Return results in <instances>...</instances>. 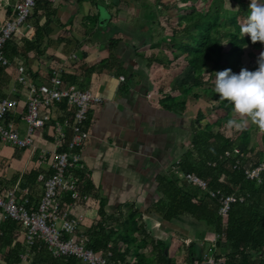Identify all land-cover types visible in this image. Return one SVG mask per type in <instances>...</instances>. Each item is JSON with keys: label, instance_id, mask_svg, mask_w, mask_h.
<instances>
[{"label": "crops", "instance_id": "crops-1", "mask_svg": "<svg viewBox=\"0 0 264 264\" xmlns=\"http://www.w3.org/2000/svg\"><path fill=\"white\" fill-rule=\"evenodd\" d=\"M18 1L0 0V32L15 16ZM98 1L101 0H57L51 4L49 18L40 21V25H44L48 20V26L38 30L36 26L26 24L13 36L5 52L12 65L5 67V72L0 74V100L15 97L21 103L19 110L26 109L29 90L17 82L18 67L24 66L32 81L40 84L48 80L52 69L64 66L68 87L91 90L104 99L90 109L88 127L91 137L80 151L85 178L81 199L74 206L72 216L80 232L89 238L92 228L103 218L108 220L107 227L124 230L130 214L139 211L142 213L141 223L149 234L146 245L139 249L136 240L125 261L117 259L129 264L137 253H145L149 257L146 253L148 247L158 255L153 242L167 241L175 253L187 251L189 264L198 260L190 258L191 244L202 250L204 260L214 234L204 230L206 236L201 234L192 238L194 235L189 229L194 227L192 223L189 227L185 222L190 217L182 216L170 223L161 216L157 219L153 211L162 198L159 177L175 170V165L189 149L194 119L199 111L205 115V119L199 122L202 128L209 123L207 117L213 115L212 111L203 108V97L193 102L190 94L186 95L185 107L172 101L184 99L181 88L189 80L190 67L180 72L175 69L174 61L169 68L158 63L157 60L161 59L163 62L173 60L172 51L168 56L170 47L166 42L150 41L151 32L155 34L153 27L137 26L136 4L130 5L127 0H103L105 5L100 6L108 9L110 19L101 24L99 7H95ZM97 16L99 23L94 25ZM42 34L45 36L39 37ZM35 47L44 53L29 49ZM72 55L75 56L73 59ZM103 61L107 62L106 67L90 73L91 68ZM67 77H77V83L83 87L73 86ZM56 106L59 107L58 110L53 109L56 119L64 121L71 118L72 108L65 103ZM20 154L21 159L18 158ZM36 168L35 162L29 161V152L0 142V177L10 178L12 171L23 175ZM177 173L182 180L180 175L185 172ZM88 181L90 185L87 186ZM39 189L41 192L37 199L29 189L35 204L42 196L40 183ZM5 219L0 212V229ZM179 239H189L190 244L179 250ZM134 251H138L136 255ZM109 252L112 253L111 259L117 260L114 253Z\"/></svg>", "mask_w": 264, "mask_h": 264}, {"label": "trees", "instance_id": "trees-1", "mask_svg": "<svg viewBox=\"0 0 264 264\" xmlns=\"http://www.w3.org/2000/svg\"><path fill=\"white\" fill-rule=\"evenodd\" d=\"M173 1L166 3L164 0H154L152 5L143 3L144 13L137 18L143 20L141 26L152 28L160 12H170L172 7L180 3L181 6L176 7L178 10L177 24L172 27V36L169 38L173 60L157 61L165 68H169L174 60L183 58L192 70L191 80L182 85L184 99H172V101L185 107L186 95L196 91L194 97L198 100L202 97L200 90L216 103L211 114H216L217 118L213 123H207L205 128L197 126L196 123L193 125V138L189 149L175 165V170L169 171L168 174L158 179L162 198L156 204L155 211L164 221L170 223L182 216H188L195 221L193 225H202L206 232L218 237L216 249L218 264H221L220 262L224 264H264V179L262 183H258L248 180L245 176L247 168H254L264 160V133L261 135V145L258 147L251 145V131L255 129V126L249 125L243 130L228 127L227 122L232 118V105L227 101H219V94L215 93L212 88L214 84H210L213 83L216 72L229 68L233 73H237L239 68L255 71L259 66L257 60L259 54L264 51V43L253 44L250 36L242 38L239 34L240 26L248 15L251 0H211L207 6L202 7L198 6L200 0ZM226 1L230 2L236 10L227 9ZM99 6L100 3L97 2L95 7ZM154 7L160 12L153 10ZM50 10L51 4L48 1H38L26 24L34 25L38 30L48 26L50 24L48 20L44 25H40V21L42 18H49ZM98 23L99 17L97 16L94 25ZM44 36L45 34H42L39 37ZM156 39V34L151 32L150 41H159ZM224 43L229 44V50L225 49ZM9 45L8 41L5 45V52ZM246 46L250 48L248 53L250 61L245 65L243 56ZM29 49L39 51V54L44 53L36 47ZM106 66L107 62L103 61L99 66L91 68L90 73ZM4 72L5 67L0 64V74ZM206 74H208L207 80ZM66 79L73 86L83 87L82 84L77 83V77ZM55 108L59 107L54 106L49 110L52 122L56 119L53 112ZM72 118L73 115L70 119ZM203 119L205 115L199 111L198 123ZM21 157L22 154L18 156L20 159ZM39 172L37 168L23 175L12 171L10 178L0 177V189L2 187L12 188L20 181L21 190L30 189L37 199L36 196L38 197L41 192L37 181ZM177 172L196 174L208 182L210 190L237 194L245 197V200L234 204L227 217H221L218 199L212 198L208 192L202 191L199 187L182 181ZM79 175L83 185L85 178L83 171L79 172ZM86 184L90 185L89 181ZM70 201V196L66 194L63 197L65 207ZM100 214L104 216L103 210ZM141 218V212H132L128 222L124 224V230L116 229L114 226L107 227L106 221L108 220L103 218L92 228L88 247L104 255L112 251L114 259L120 258L125 261L126 256L134 249L136 240L137 248L141 249L146 245V238L149 234L147 228L141 223ZM1 231L0 264L20 263V255L26 250V229L16 221L6 218ZM153 244L158 250V264H175L174 257L170 256L168 243L156 241ZM224 248L228 249L227 252L222 251ZM30 249L29 261L26 264H82L75 257L56 258L41 239L37 240ZM190 249L192 251L190 258L203 260V253L199 247L191 244ZM152 263L153 260L145 253H137L132 263L129 264Z\"/></svg>", "mask_w": 264, "mask_h": 264}, {"label": "built area", "instance_id": "built-area-1", "mask_svg": "<svg viewBox=\"0 0 264 264\" xmlns=\"http://www.w3.org/2000/svg\"><path fill=\"white\" fill-rule=\"evenodd\" d=\"M40 0H19L15 16L6 22L0 32V64L9 67L5 45L26 25L32 9ZM54 4L57 0H46ZM75 56L72 55V59ZM65 68L59 66L51 70L46 82L36 84L24 66L18 67L17 82L29 90L26 109L20 111L17 98L0 100V142L18 150L29 152V161H34L38 170V183L42 186L40 202L31 200L29 189L21 190L19 182L12 188L0 189V212L5 218L19 223L26 229V251L20 255L26 264L30 248L41 239L56 258L75 257L82 264H124L112 260V253H96L88 247L89 238L80 232L73 219V208L81 199V180L78 176L85 165L80 153L90 139L88 127L89 112L93 105L101 104L103 97L87 89L70 88L64 79ZM124 80L123 77H121ZM72 108V119L51 121L49 110L58 104ZM48 138L49 140H47ZM39 140L41 144H39ZM52 145V147H49ZM230 156V154H227ZM264 160L254 168H247L248 180L262 183ZM182 180L208 192L218 199L219 215L227 217L234 204L243 202L245 197L225 194L221 190H210L206 180L193 173H182ZM70 196V203L64 205L63 197ZM2 231L0 229V237ZM218 238H215L204 255L203 262L193 264H218L214 254ZM224 264L223 262H220Z\"/></svg>", "mask_w": 264, "mask_h": 264}, {"label": "clouds", "instance_id": "clouds-1", "mask_svg": "<svg viewBox=\"0 0 264 264\" xmlns=\"http://www.w3.org/2000/svg\"><path fill=\"white\" fill-rule=\"evenodd\" d=\"M240 36H250L253 44L264 43V2L251 0L248 15L240 26ZM258 68L249 71L242 68L239 74L229 68L214 73V92L219 101L232 105L228 127L237 130L249 125L264 133V51L259 54Z\"/></svg>", "mask_w": 264, "mask_h": 264}, {"label": "rangeland", "instance_id": "rangeland-1", "mask_svg": "<svg viewBox=\"0 0 264 264\" xmlns=\"http://www.w3.org/2000/svg\"><path fill=\"white\" fill-rule=\"evenodd\" d=\"M128 1V4L130 5H134L136 4L137 5V14L139 17H141L144 13V6L142 5L143 3L147 4V5H152L154 4V0H139L138 2H136L135 0H127ZM211 0H200L199 3H198V6L202 7V6H207L209 4ZM100 3V5H105L103 0L101 1H98ZM164 2L166 3H170V2H174L173 0H164ZM179 7L181 6L180 3H177L176 7ZM176 7H172V10L170 12H167V11H162L160 12L159 9H157L156 7L153 8V10L155 11H159L160 15H159V18L157 20V22L154 24L153 28H154V32L156 34V38L161 41L163 40L162 42H166L168 45H169V38L172 36V27H175L176 26V22H177V9ZM226 7L227 9H230V10H236V8L228 1H226ZM143 24V20H140L137 18V26H141ZM156 39V40H157ZM168 39V40H167ZM225 44V49L226 50H229V44L227 43H224ZM170 48L168 50V54H171L170 53ZM249 50L250 48L249 47H245V55L243 56V61H244V64H248L250 59L248 57V53H249ZM169 56V55H168ZM173 57V56H172ZM171 57V58H172ZM174 65H175V69H178L180 72H181V69L185 68V67H188L186 65V62L183 60V58L179 59V60H174ZM241 71V68H239L237 70V73L236 74H239V72ZM191 74H192V70L189 69V73L187 75V78L189 80H191ZM171 76V74H170ZM193 76V75H192ZM208 79V74H206V80ZM215 80V79H214ZM213 80V82H214ZM210 84H214V83H210ZM214 89V87H212ZM165 90V89H164ZM196 92V91H195ZM194 93H190V96H191V100L193 102H195V97H194ZM199 93L202 94L201 96L203 97V100H204V104H203V108H205V110H208V111H212V109H214V107L216 106V103L212 102L210 97L205 95V93H203L202 91L199 90ZM213 112V111H212ZM211 112V113H212ZM215 118H217V115L216 114H213V115H208L207 117V120L209 123H213ZM195 120V123L196 125L199 126V123L197 121V118L194 119ZM255 129H252L251 131V145L253 146H260L261 145V135L262 133L259 132V130L254 127ZM153 214L155 215V217L158 219V218H161L159 214L155 213V211H153ZM189 218V217H188ZM185 222H188V226L192 223L195 222L192 218H189V219H186ZM194 226V230L190 227V234L194 235V236H191L192 238H195L196 236L198 235H207L206 232L204 231V229L202 228V225H193ZM202 230L203 232H196L195 230ZM212 239L214 238H217L215 237V235L213 237H211ZM191 239V238H190ZM212 239L208 242L209 244L211 243ZM167 242V241H166ZM179 244H180V247H179V250H183L185 249V247L187 248V246L190 244V240H185V239H179ZM184 244V245H183ZM187 245V246H186ZM208 245H206L207 247ZM189 248V247H188ZM145 251V249H143ZM147 255L153 259V263L152 264H156L157 262V252L156 251H152L151 250V247H148L147 248ZM170 253L171 255L174 257V259L177 261V264H189L188 260H187V251L185 250V252L183 251H180V253H175L176 251L173 250V249H170ZM228 250V249H227ZM226 248H224V250H222L223 252H227ZM221 251V253H222ZM136 252L138 251H134V254L136 255Z\"/></svg>", "mask_w": 264, "mask_h": 264}, {"label": "water", "instance_id": "water-1", "mask_svg": "<svg viewBox=\"0 0 264 264\" xmlns=\"http://www.w3.org/2000/svg\"><path fill=\"white\" fill-rule=\"evenodd\" d=\"M99 10H100V23L105 24L110 19V12L104 6H99Z\"/></svg>", "mask_w": 264, "mask_h": 264}]
</instances>
